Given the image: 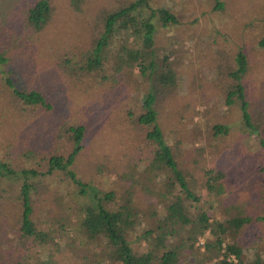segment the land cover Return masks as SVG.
<instances>
[{
  "label": "rangeland",
  "instance_id": "obj_1",
  "mask_svg": "<svg viewBox=\"0 0 264 264\" xmlns=\"http://www.w3.org/2000/svg\"><path fill=\"white\" fill-rule=\"evenodd\" d=\"M37 1L0 0V45L5 44V57L11 59L0 63V160L46 171L52 156L68 155L75 148L67 130L85 125L87 136L71 170L103 192L115 190L118 201L135 192V202L150 212L147 189L167 191V176L161 172L156 177L158 165H152L158 144L149 134L156 127L161 132L156 140L171 148L189 187L211 200L208 207H216L212 217L224 221L231 206L253 217L264 215V148L245 126L241 104L226 105L242 54L247 63L242 77L246 100L254 122L264 128V0H150L152 9H168L180 23L165 27L155 21L159 68L145 77L122 69L118 47L125 33L120 35L117 26L119 34L109 40L114 44L98 49L108 16L135 0H53L50 25L33 36L26 31L25 12ZM127 34V46H135L133 34ZM168 56L176 87L167 89L156 106L157 121L140 124L143 99L160 84ZM12 86L42 92L53 110H39L33 117L14 111ZM219 125L228 133L217 135L214 128ZM27 150L35 154L27 158ZM207 170L226 174V192L220 198L208 197ZM55 173L46 178L37 209L44 228L67 223L77 202L72 182ZM7 187L0 182V195L5 188L9 192L7 201L0 200V219L5 217L3 225L9 228L8 239H0V264H40L49 255L56 264L95 261L99 241L94 244L83 236L70 234L69 247L59 241V247L51 244L42 256L40 247L16 237L13 199L19 186L13 185V191ZM240 239L248 254L263 251L264 221L248 225Z\"/></svg>",
  "mask_w": 264,
  "mask_h": 264
},
{
  "label": "trees",
  "instance_id": "obj_2",
  "mask_svg": "<svg viewBox=\"0 0 264 264\" xmlns=\"http://www.w3.org/2000/svg\"><path fill=\"white\" fill-rule=\"evenodd\" d=\"M52 2L53 0H39L26 7V31L30 35L34 36L50 25L53 12ZM156 20L165 27L180 23L172 11L165 8L152 9L150 0H135L108 16L105 34L98 42V49L111 47L113 42L109 40L119 34L115 32L117 26L120 35L125 33L122 35L123 42L118 47L121 64L125 65L122 69L129 68L131 72H136L141 77L155 74L159 68L154 51ZM21 27L23 31V26ZM127 32L133 34V42L137 43L135 46H127L129 42L125 39ZM4 45H0V63L2 64L11 60L5 57L6 50L2 49ZM262 46L264 47V40ZM238 58L240 60L239 69L236 74L232 73L236 85L233 86L226 105L236 102L241 104L245 126L250 134H256L259 137L260 144L264 148V128L260 122H254L252 118L251 105L246 100V89L242 81L247 71L246 58L242 54H239ZM170 65L168 56L164 59L163 73L157 82L160 84L154 85L143 99L139 119L137 116H131L136 121L138 119L140 124L150 125L157 121L156 106L168 94L167 89L176 85V77ZM8 82L12 83L11 80ZM12 93L15 102L14 111L28 112L30 117H33L39 110H53V105L45 95L36 89L14 88ZM214 129L217 135L228 133L226 126L219 125ZM86 131L85 125L68 129L67 132L72 134L71 141L75 143V148L68 155L52 156L48 160L46 171L40 170L42 166L41 168L15 166L8 161L0 160V182L6 186L10 185L7 187L10 191H13V185L19 186L18 190L16 188V197L13 199L16 210L14 214L17 216V229L14 234L24 243L27 241L40 247L39 256H42L51 244H57L59 247V241L66 243L69 247L71 238L68 237L73 234V238L83 236L93 243L99 241L96 244L97 249L101 248L96 251L93 262L96 264L103 262H108V264H264V250L254 252L252 256L248 254L251 252L248 246L240 239L245 228L253 222L264 221V215L253 217L246 214L242 207L231 206L225 210L224 221L212 217L211 212L216 207H208L211 200L206 199V201L204 197L189 187L190 183L186 179V174L184 175L179 169L171 148L156 140V138H161L158 128L154 127L149 134V138L155 139L158 144L152 165H158L156 170L159 173L156 177L161 172L167 176L165 181L167 191L147 189L150 212L138 206L135 202V192L128 191L122 201H118L119 197L115 190L103 192L93 186L94 184L79 179L71 170L77 156L82 152V144L87 136ZM1 142L0 140V145ZM34 154L31 150L25 153L27 158ZM263 171L264 169L261 170ZM55 172L65 175L72 182L70 184L75 186L74 197L77 202L73 209H70L71 214L67 215V223L63 222L58 227L44 228L42 227L44 222L38 218L37 209L43 190L45 191L43 185L46 183V178L55 175ZM205 174L207 181L204 187L209 193L208 197L210 199L220 198L226 192L223 183L226 174L222 171L211 170L205 171ZM133 178L132 176L130 179ZM133 188L132 182L130 190ZM8 194L5 188L0 195V200L7 201ZM154 195L159 197L156 201H154ZM62 197L66 198V196ZM262 199L264 200V196ZM218 201L220 199L215 202ZM1 206L0 204V208ZM150 218L155 222L152 223ZM0 220V239L1 242H5L9 236L7 231L9 228L3 225L6 221L5 217ZM65 220L66 217L63 216L61 222ZM201 240H204L202 244ZM252 245L256 248L258 243L254 242ZM93 263L88 262L87 264ZM40 264H56V261L52 255H49L45 260L42 259Z\"/></svg>",
  "mask_w": 264,
  "mask_h": 264
},
{
  "label": "built area",
  "instance_id": "obj_3",
  "mask_svg": "<svg viewBox=\"0 0 264 264\" xmlns=\"http://www.w3.org/2000/svg\"><path fill=\"white\" fill-rule=\"evenodd\" d=\"M203 243V242H202ZM234 259V258H233Z\"/></svg>",
  "mask_w": 264,
  "mask_h": 264
}]
</instances>
